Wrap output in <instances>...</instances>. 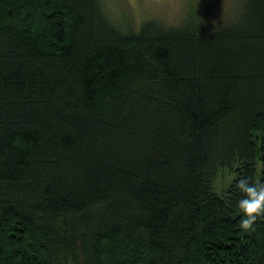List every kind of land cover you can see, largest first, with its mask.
I'll return each mask as SVG.
<instances>
[{
  "label": "trees",
  "instance_id": "trees-1",
  "mask_svg": "<svg viewBox=\"0 0 264 264\" xmlns=\"http://www.w3.org/2000/svg\"><path fill=\"white\" fill-rule=\"evenodd\" d=\"M193 15L0 0V264H264L236 207L264 182V0Z\"/></svg>",
  "mask_w": 264,
  "mask_h": 264
},
{
  "label": "rangeland",
  "instance_id": "rangeland-1",
  "mask_svg": "<svg viewBox=\"0 0 264 264\" xmlns=\"http://www.w3.org/2000/svg\"><path fill=\"white\" fill-rule=\"evenodd\" d=\"M98 2L109 21L122 27L125 24L131 25L136 29L148 19L158 20L167 27L178 26L190 13L207 26L222 25L228 18L241 11L243 0H98ZM234 178V174L220 172L213 182V193L220 196Z\"/></svg>",
  "mask_w": 264,
  "mask_h": 264
},
{
  "label": "clouds",
  "instance_id": "clouds-1",
  "mask_svg": "<svg viewBox=\"0 0 264 264\" xmlns=\"http://www.w3.org/2000/svg\"><path fill=\"white\" fill-rule=\"evenodd\" d=\"M236 187L242 194L236 204L242 217L240 228L246 233L255 232L256 222L264 218V182L241 178Z\"/></svg>",
  "mask_w": 264,
  "mask_h": 264
}]
</instances>
